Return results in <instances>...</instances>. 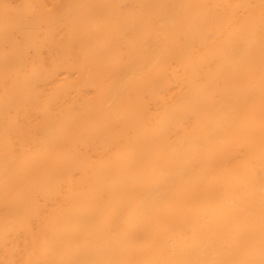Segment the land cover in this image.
Listing matches in <instances>:
<instances>
[{
    "label": "bare ground",
    "instance_id": "1",
    "mask_svg": "<svg viewBox=\"0 0 264 264\" xmlns=\"http://www.w3.org/2000/svg\"><path fill=\"white\" fill-rule=\"evenodd\" d=\"M0 264H264V0H0Z\"/></svg>",
    "mask_w": 264,
    "mask_h": 264
}]
</instances>
